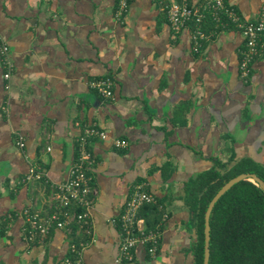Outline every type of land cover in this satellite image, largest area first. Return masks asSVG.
I'll use <instances>...</instances> for the list:
<instances>
[{"label":"crops","instance_id":"0c3cea01","mask_svg":"<svg viewBox=\"0 0 264 264\" xmlns=\"http://www.w3.org/2000/svg\"><path fill=\"white\" fill-rule=\"evenodd\" d=\"M117 1L0 0V34L15 63L7 89L0 57V264H63L71 240L82 237L73 223L75 235L57 227L43 241H28L17 212L51 210V188L23 178L39 164L51 181L65 180L85 123L97 122L107 137L90 144L95 201L84 264H119L112 219L139 181L164 200L167 217L157 254L139 244L125 264H194L197 232L185 181L214 157L264 163V34L245 80L239 29L208 23L196 50L191 26L175 32L159 1L132 0L123 21ZM228 2L246 19L258 18L264 5ZM106 75L115 80L112 98L90 85ZM116 138L127 146H116Z\"/></svg>","mask_w":264,"mask_h":264},{"label":"built area","instance_id":"2783aa9c","mask_svg":"<svg viewBox=\"0 0 264 264\" xmlns=\"http://www.w3.org/2000/svg\"><path fill=\"white\" fill-rule=\"evenodd\" d=\"M132 0H118L115 16L123 21ZM165 8L167 18L175 32L185 26L192 28L194 48L200 49L202 40L208 35L203 28L206 17L210 18L223 29L233 24L244 36L239 64L240 75L247 80L252 72L255 57L259 53L260 38L264 34V5L258 18L246 19L237 11L236 7L227 0H205L195 4L189 0H157ZM0 57L3 66L5 87H10L9 80L15 70V63L11 57L10 46L0 34ZM90 85L104 97H114L115 80L112 76H100L90 80ZM95 137L106 138L107 132L97 123H85L82 133L77 138V155L68 169V176L60 182L49 179L47 170L39 164L34 165L24 176V180L43 181L51 188V210L41 212L30 206L17 212L25 218L24 237L28 241H43L55 228L72 229L77 223L82 227L87 237L77 242L71 240L69 252L63 259V264H84L83 250L93 241V219L91 209L95 201V187L91 169L95 163V156L91 142ZM20 146L25 145L23 135L18 139ZM114 144L126 147L128 142L116 138ZM157 201L156 195L147 187L145 181L135 183L124 203L123 210L117 217H113L114 224H119L120 243L116 261L125 264L134 260L135 248L143 244L150 255L155 256L158 251L161 230L148 229L141 225L143 218L139 210L145 203ZM16 214V213H15ZM9 216H14L10 213ZM167 217V212L164 213Z\"/></svg>","mask_w":264,"mask_h":264},{"label":"trees","instance_id":"16d2710c","mask_svg":"<svg viewBox=\"0 0 264 264\" xmlns=\"http://www.w3.org/2000/svg\"><path fill=\"white\" fill-rule=\"evenodd\" d=\"M208 23L212 29L222 28L209 15L203 24L204 30ZM228 28L236 27L230 24ZM213 160L211 167L195 173L184 185V198L197 232L193 246L194 264H204L205 211L217 190L229 178L241 172H255L264 179V163L251 157L231 158L227 161L214 157ZM165 212L164 200L157 199L156 202L143 204L139 216L145 219L148 229L161 230ZM210 225L209 264H264V190L257 182L248 178L241 179L223 193L212 209ZM72 229L75 235L76 226ZM82 230V237L75 236L73 240L79 242L81 238L87 237L85 230Z\"/></svg>","mask_w":264,"mask_h":264},{"label":"water","instance_id":"95a60500","mask_svg":"<svg viewBox=\"0 0 264 264\" xmlns=\"http://www.w3.org/2000/svg\"><path fill=\"white\" fill-rule=\"evenodd\" d=\"M248 178L250 180H253L257 182L262 189L264 190V179L259 176L255 172H241L238 173L235 176H232L229 178L214 194V196L211 198L209 201L206 211H205V226H204V234H205V239H204V259L203 263L204 264H209V259H210V239H211V225H210V216L212 209L216 203V201L220 198V196L225 193L234 183L241 179Z\"/></svg>","mask_w":264,"mask_h":264}]
</instances>
